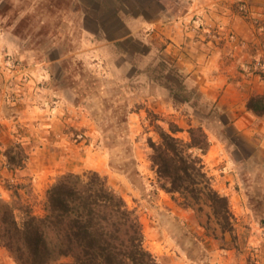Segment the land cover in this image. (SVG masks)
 I'll return each mask as SVG.
<instances>
[{
    "label": "rangeland",
    "instance_id": "1",
    "mask_svg": "<svg viewBox=\"0 0 264 264\" xmlns=\"http://www.w3.org/2000/svg\"><path fill=\"white\" fill-rule=\"evenodd\" d=\"M186 6L185 0L174 5L180 12ZM84 14L77 0L0 4V105L9 114L3 120L20 128L10 132L11 144L0 137L6 171L15 168L7 164L5 150L20 146L18 140L29 132L37 142H25L26 150L44 149L45 163L37 169L71 168L74 174L95 171L105 177L138 216L144 246L162 264H263L264 149L259 136L237 132L231 116L201 98L195 84L159 52L144 59L147 48L138 39L116 43L113 52L103 50L99 37L82 29ZM9 64L19 72H9ZM160 106L174 112L159 113ZM20 111L29 115L27 123ZM192 119L203 124L211 140L201 157L213 187L228 198L237 249L207 236L178 196L159 189L151 167L148 142H159L157 128L167 131L170 123ZM189 128L178 138L188 142ZM211 145L220 152H209ZM1 177L2 196L11 195L7 203L19 222L27 211L44 216L48 179L21 176L25 183L19 188V176ZM0 260L15 264L1 246Z\"/></svg>",
    "mask_w": 264,
    "mask_h": 264
},
{
    "label": "trees",
    "instance_id": "2",
    "mask_svg": "<svg viewBox=\"0 0 264 264\" xmlns=\"http://www.w3.org/2000/svg\"><path fill=\"white\" fill-rule=\"evenodd\" d=\"M246 108L262 117L264 95L251 96ZM157 130L159 142L148 145L159 189L177 195L179 205L193 211L207 236L237 249L228 198L213 187L201 158L209 148L204 130L189 128L188 142L175 137L179 128L174 124H168L167 131ZM4 156L15 169L27 158L19 145L5 150ZM14 211L0 200V246L15 264H162L144 246L136 213L95 171L60 176L46 192L42 217L27 211L19 222Z\"/></svg>",
    "mask_w": 264,
    "mask_h": 264
},
{
    "label": "crops",
    "instance_id": "3",
    "mask_svg": "<svg viewBox=\"0 0 264 264\" xmlns=\"http://www.w3.org/2000/svg\"><path fill=\"white\" fill-rule=\"evenodd\" d=\"M5 1L15 3L19 0H0V4ZM77 2L85 13V24L82 29L98 36L103 50L113 52L116 43L120 45L126 39H138L146 46L147 53L143 55L144 59L150 57L156 50L164 61L173 64L187 81L195 84L201 98L216 104L215 108L222 114L231 116V125L237 132L259 136V146L264 149V115L257 117L246 108V102L251 96L264 95V68L256 69L253 65L255 61L264 62V0H185L187 6L182 12L174 7L180 0H77ZM152 8L154 12L151 13L149 10ZM195 16L202 18L205 27V30L198 34L189 31V23ZM122 49L127 51L126 47ZM3 110L1 106L0 137L5 136L4 142L11 144L15 131L20 132V128L16 126L12 128L10 123L3 120V116H9ZM157 111L164 114L174 112L168 110V107L161 106ZM20 112L27 123L30 120L29 115L25 111ZM196 112L194 113L197 114ZM194 121L192 119L174 122L179 128L175 137L184 134L189 127L204 129L202 123L195 125ZM28 133L18 140L27 156L21 169L6 171L4 159L1 157L3 153L0 150L1 180L9 175L19 176L18 187L21 188L25 183L21 176L35 173L39 174L41 179H48L50 174L75 173L71 168L61 172L52 171L53 167L37 169L45 163L40 157L44 154V149L32 153L26 150L25 142H29L30 139L37 142ZM208 141L211 142L209 137ZM0 142L4 145V142L1 140ZM39 144L44 145V142ZM212 150L220 152L217 145H211L209 152ZM33 154L36 156L32 157ZM5 172L8 176L4 174ZM48 182L46 192L55 183L54 177ZM4 190L0 183V198L7 202L12 197L2 196L6 191ZM14 196L16 198L17 194Z\"/></svg>",
    "mask_w": 264,
    "mask_h": 264
},
{
    "label": "built area",
    "instance_id": "4",
    "mask_svg": "<svg viewBox=\"0 0 264 264\" xmlns=\"http://www.w3.org/2000/svg\"><path fill=\"white\" fill-rule=\"evenodd\" d=\"M204 30H205V27H204L202 18L200 16L193 17V19L189 23V31L195 34H198ZM208 33L210 34V31H208ZM253 65H254V68L256 69L264 68V62H261V61H255ZM18 69L19 68H16L13 64H9V68H8L9 72L18 73L19 72Z\"/></svg>",
    "mask_w": 264,
    "mask_h": 264
}]
</instances>
